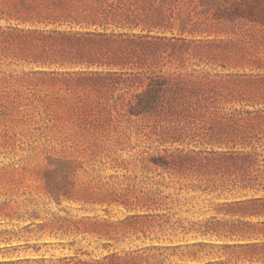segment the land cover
<instances>
[{"label":"trees","instance_id":"obj_1","mask_svg":"<svg viewBox=\"0 0 264 264\" xmlns=\"http://www.w3.org/2000/svg\"><path fill=\"white\" fill-rule=\"evenodd\" d=\"M203 2L209 6L200 10L195 0H189L192 6L187 0H18L9 10H1V18L7 12L9 19L31 25L15 30L34 34L47 46L41 59L50 57V63L61 66L110 68L73 72L104 73L116 80L114 89L129 115H158L163 122L162 144L195 142V147L136 153L133 173L124 164L126 172L111 176L115 180L109 202L124 207L123 218H95L90 225L85 218L61 220L65 235L83 234L85 239L88 232L105 237L101 246L107 253L82 260L76 252L62 260L78 259L74 264H264V128L256 123L264 120V111L245 110L237 120L214 119L209 127L197 121L195 112L215 103L208 101L210 97L196 85L191 72L180 65L163 71L161 63L177 55L180 40L189 42L184 34L202 32L196 15L209 13L216 4L215 0ZM183 193L190 196L182 200ZM47 224L38 223V227ZM148 239L151 242L146 244ZM112 240L117 242L114 248ZM124 243L132 246L118 247Z\"/></svg>","mask_w":264,"mask_h":264},{"label":"rangeland","instance_id":"obj_2","mask_svg":"<svg viewBox=\"0 0 264 264\" xmlns=\"http://www.w3.org/2000/svg\"><path fill=\"white\" fill-rule=\"evenodd\" d=\"M15 1L0 2V13ZM201 1L195 0L200 10L209 6ZM215 1L209 13L196 15L202 32L184 34L189 42L180 40L177 55L161 60L163 71L180 65L191 72L208 101L215 103L195 112L197 121L209 127L214 119L237 120L245 110L264 111V0ZM19 22L7 12L0 16V261L74 264L78 259L62 258L76 252L82 260L100 258L107 253L101 246L105 237L65 235L61 220L85 218L90 225L95 218H123L124 207L109 202L115 180L111 176L126 172L124 164L133 173L135 154L142 150L151 154L163 147H195V142L162 144L158 115H129L114 89L116 80L104 73L73 72L110 68L61 66L50 63V57L41 59L47 46L34 34L16 31L31 26ZM256 123L264 128L263 119ZM42 222L48 224L40 229ZM111 243L117 246L115 240ZM124 246L132 245H118ZM79 248L90 255H82Z\"/></svg>","mask_w":264,"mask_h":264}]
</instances>
